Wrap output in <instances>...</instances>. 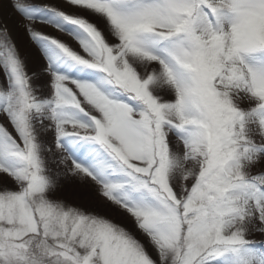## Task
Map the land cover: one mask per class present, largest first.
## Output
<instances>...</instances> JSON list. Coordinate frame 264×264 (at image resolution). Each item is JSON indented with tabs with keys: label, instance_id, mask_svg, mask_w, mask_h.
<instances>
[{
	"label": "snow or ice",
	"instance_id": "obj_1",
	"mask_svg": "<svg viewBox=\"0 0 264 264\" xmlns=\"http://www.w3.org/2000/svg\"><path fill=\"white\" fill-rule=\"evenodd\" d=\"M0 264H264V0H0Z\"/></svg>",
	"mask_w": 264,
	"mask_h": 264
},
{
	"label": "rangeland",
	"instance_id": "obj_2",
	"mask_svg": "<svg viewBox=\"0 0 264 264\" xmlns=\"http://www.w3.org/2000/svg\"><path fill=\"white\" fill-rule=\"evenodd\" d=\"M46 32H51L53 35H58V33H56L53 29L51 28H47L45 29Z\"/></svg>",
	"mask_w": 264,
	"mask_h": 264
}]
</instances>
